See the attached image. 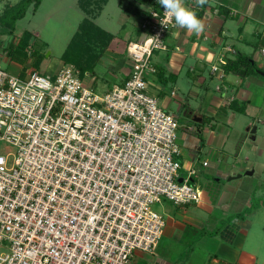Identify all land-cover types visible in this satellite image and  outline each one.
<instances>
[{
	"label": "built area",
	"instance_id": "obj_1",
	"mask_svg": "<svg viewBox=\"0 0 264 264\" xmlns=\"http://www.w3.org/2000/svg\"><path fill=\"white\" fill-rule=\"evenodd\" d=\"M173 27L155 0L126 45V81L103 95L72 66L25 78L0 67V264H131L163 236L153 205L201 201L195 170L180 174L178 121L147 91Z\"/></svg>",
	"mask_w": 264,
	"mask_h": 264
},
{
	"label": "crops",
	"instance_id": "obj_2",
	"mask_svg": "<svg viewBox=\"0 0 264 264\" xmlns=\"http://www.w3.org/2000/svg\"><path fill=\"white\" fill-rule=\"evenodd\" d=\"M189 1L185 0L186 6L194 9L197 15L201 12L198 18L204 23V31L200 35H196L188 32L187 29L177 26L169 31L165 41L166 49L157 51L152 56L151 62L156 72L146 75L147 91L148 88H151V91L156 95L155 98L161 104L160 107L169 114L172 112L171 114L175 115L176 118H174L179 124L178 133L183 127H186L189 133H194L196 130L197 134L200 135L198 139L204 142V144H201L209 147L210 152L213 154L212 161L217 164L219 155L225 151L229 152V146H231L228 141L231 132L228 130V132L221 131L220 127H218L219 114L227 117L230 112V122L233 123L234 115L232 113L248 117L251 116L249 114L250 110L257 112L259 105L257 86L259 80L256 76L260 71L255 69L252 59L251 65L254 66V69L244 76L224 72L223 77L220 78L219 74H212L211 67L219 65L221 57L226 61L235 60L239 56L251 58L240 46L244 44L245 46H243L246 50L249 48L251 42L247 38L248 36L256 37L260 40L264 37V29H262V32L259 29V31H256L253 25L258 22L249 17V14L256 10H258L259 15L264 16V0H208L203 10L195 4L189 3ZM17 2L1 0L0 14L2 12L1 8L5 5H15ZM106 4L97 14L94 20L95 24V21L101 17ZM143 7L146 8L142 9L141 5L138 7L142 12L139 18L134 21L133 29L126 32L129 34L125 38L124 52L128 42L135 41L141 36L139 24L151 8ZM231 19L236 20L237 33H224L228 32L225 29V24ZM96 26L98 25L96 24ZM125 26V24H121V31L125 29ZM100 29L110 34L113 33L111 30ZM0 33L11 35L19 32L16 30V25L15 29L11 31L0 24ZM25 33L38 32L33 30ZM111 35L113 39L101 58H105V62L110 65L111 72L115 75L113 77L117 79L114 86H120L126 81L131 65H127L121 59L122 43L117 41L113 34ZM233 39L236 42H241L242 45L238 44L236 46ZM259 45L264 46L262 43ZM8 63L12 69L8 72L11 74L21 78H25L29 74L27 70L11 65L9 60L7 65ZM206 71L209 74V78H218V83L215 86L212 87L210 82L207 83V78L204 75ZM227 78L231 79L226 80ZM189 79L193 81L189 82ZM185 83H191L192 88L190 91L192 89L197 90L196 87L205 90V112L202 111L203 106H199L200 104L197 107H192L187 98H180L174 92L178 86L180 87ZM209 87L212 92H208ZM168 93L181 104L174 112L171 110L175 102L171 100ZM193 94L197 95L194 92ZM180 117L186 120L184 124H180ZM191 123H194V125ZM246 123L248 125L243 127L245 130L239 132L236 149L237 153H239L237 156L242 151L241 149L252 151V145H246L248 138L252 142L256 141L258 127L253 126V123L249 124L248 121ZM254 127L256 132L252 134L251 131ZM188 142L190 143L188 145L191 151L185 154L180 150L182 154L180 152L178 156L181 163V171L184 172L196 171L193 168L194 160H196L195 152L193 151L201 149L199 144L193 146V142ZM231 147L233 148V145ZM183 154L185 159L181 161ZM204 163L206 161L203 162V169L208 168V164L204 166ZM218 166L220 165L217 164ZM217 167H212L210 170L214 171ZM247 167L245 166V169ZM196 172L194 175H196ZM251 172V175L248 174L249 172L246 175L252 176L253 171ZM224 174L225 170H222L219 176L224 177ZM219 176L213 179L216 187H213L209 192L207 190L201 191V201L197 204L176 206L169 202L164 203L162 216L165 220V228L155 253L152 255L140 252L134 253L131 264H255L257 262L258 248H256V244L252 240L253 221L257 219L259 210L254 209L253 212L249 210L252 207L250 198H252L253 192L248 190V193H244L243 190L241 191V187L233 185L232 182L242 178V175L234 176L225 181ZM227 177L229 175L225 176V178ZM196 186L199 187L198 185ZM181 254L183 255L182 258H184L183 261L179 259Z\"/></svg>",
	"mask_w": 264,
	"mask_h": 264
},
{
	"label": "rangeland",
	"instance_id": "obj_3",
	"mask_svg": "<svg viewBox=\"0 0 264 264\" xmlns=\"http://www.w3.org/2000/svg\"><path fill=\"white\" fill-rule=\"evenodd\" d=\"M11 1L15 3L18 0ZM118 2L119 0H109L101 14V17L95 22L100 28L107 31L111 30V32H113L111 34L116 37L117 41L122 43L121 48H123V51L120 53L121 59L127 65H131L132 60L129 58L127 51L125 50L124 52V42H126L125 38L129 34L126 32L133 29V24L134 21L137 20V15L130 12L128 7L132 8L134 5L140 7V5H138L134 0H122L120 8L118 6ZM141 8L145 9L146 7L141 6ZM1 10H3V8H1ZM249 15V17H252V19L258 22L254 23L253 28H255L256 31L261 30L262 32V29H264V16L259 15L258 10ZM84 17L85 15L78 7L77 0H43L35 13H33L31 8H29L25 17L19 20L16 24V30L19 33H12L11 35L8 33H0V35H2L0 37V67L4 70L11 71L12 69L9 66V63L7 65V61L9 60L11 65L21 67L29 73L37 72L41 75L56 74V72L64 65L62 61L64 52L74 37L75 30L77 31L76 28H78V23L80 24V21ZM121 24L126 25L123 31H121ZM225 29L228 32L224 33H237L236 20H228L225 24ZM33 30L38 33H25L26 31L32 32ZM247 38L251 42V45H249L247 50L244 48L245 45L243 44V46L241 42H236L234 39L233 41L236 46H238V44L242 45L240 47H242V49L245 50V52H247V54L251 57L250 59L253 60L255 69L264 74V56L260 54V48L264 46L259 45L260 43L264 45V37H262V40L257 39L256 37L252 38L250 36ZM19 45L26 47L20 48ZM65 66L74 67L73 65ZM204 75L207 78V83L210 82L212 87L218 83V78H214L215 80L209 78L207 71ZM113 76L115 75L111 72L110 65L105 62V58H100L93 72L85 73L83 77L79 75V79L85 86L92 89L96 94L103 95L107 92V90H111L117 82V79ZM256 77L259 80L258 86L256 85L259 92V105L257 104V112L250 110L249 114H251V116L248 117H242L240 115H236V113H232V115H234L233 123L230 122V112L227 117L223 114H219L218 127H220L221 131L226 132L228 130L231 132L228 141L230 145H233V148H235L233 150V148L229 146V152L225 151L220 154L221 156L219 155V161L216 162L220 165L218 166L219 168L217 167V164H214L212 161L213 154L210 152L209 147L207 145L204 146V142L198 139V136L200 135L197 134L196 130L194 133H189L186 130V127H183L179 133L177 131V144L180 146V150H182L185 154H187L188 151H191L189 146L190 143L188 141L193 142V146L195 144L196 146L198 144L201 146L200 150L193 151L196 156L193 168L196 169L197 172L195 171L196 175L192 176L194 181L193 184L195 183L198 185L201 191L207 190L209 192L213 187H216L213 179L214 177L216 178V176L218 177L220 175V171L222 172V170H225L224 177H219H221L224 181L229 178H233L234 176L242 175V178L236 179L232 183L233 185L241 187V191L243 190L244 193L248 190H252L253 192V195L251 196L252 198H250V204L252 203V207L249 210L251 212H253L254 209L259 210V213H257V219L254 217L256 220L253 221L254 231L252 240L256 244V248H258L257 262H255V264H264V75L258 74ZM230 79L231 78H227L226 80ZM188 81L192 82L193 80L190 81L189 79ZM164 88H166V86H164ZM191 88V83H185L180 87L178 86L174 92L177 93L180 98H187L192 107H197L200 104L199 106H203L202 111L205 112V90L196 87L197 90L192 89V91H190ZM210 89L211 88L209 87L208 92H212ZM168 90L170 91L171 89ZM193 92L197 93V95H194ZM148 93L151 96H156L155 93L151 91V88H148ZM168 94L170 96V93ZM170 97L171 100L175 102L171 110L174 112L181 104L177 100H174L172 96ZM160 105L161 104H159V106ZM171 113L170 115L175 117V115ZM246 120L249 124L253 123V126L258 127L256 141L252 142L248 138L246 140V145H252V151L249 149H241L242 151L237 156L239 153L236 151L238 144L237 140L239 139V132H243L245 130L243 127L248 125ZM179 121L180 124H184L186 122V120L182 117L179 118ZM191 124L194 125V123ZM2 146L3 148L7 147L5 144H2ZM255 149L257 150L255 151ZM182 151H180L181 154ZM184 159L183 154L181 161H184ZM177 160L180 163L179 158ZM204 161H206V166L208 164V168L203 169L202 166ZM215 166L217 167V171L210 170L212 167L215 168ZM245 166H248L247 169H245ZM251 171H253V175L247 176L246 173ZM180 174L185 177L189 174V171L184 172L180 170ZM226 175H229V177L225 178ZM164 203H168V201H162L159 204H155L152 206V209L162 215V206ZM182 257L183 255L181 254L179 258L181 261L184 260Z\"/></svg>",
	"mask_w": 264,
	"mask_h": 264
},
{
	"label": "trees",
	"instance_id": "obj_4",
	"mask_svg": "<svg viewBox=\"0 0 264 264\" xmlns=\"http://www.w3.org/2000/svg\"><path fill=\"white\" fill-rule=\"evenodd\" d=\"M134 1L141 6L155 7V0ZM41 2L42 0H19L15 5H5L0 14V24L13 31L16 22L25 17L28 9L31 8L33 13L36 12ZM107 2L108 0H78V7L85 17L80 22L74 37L68 44L62 61L64 65H73L82 77L85 73L93 72L97 62L113 39L110 33L100 29L94 23L97 14ZM118 4L121 7L122 0H119ZM205 6L206 4L201 9L203 10ZM128 10L137 15L136 19L139 18L142 12L135 5L132 8L128 7ZM200 15L201 12L197 16ZM25 47L20 46V48ZM251 62L252 60L249 57L239 56L235 60H225L222 68L224 72L244 76L254 69Z\"/></svg>",
	"mask_w": 264,
	"mask_h": 264
},
{
	"label": "clouds",
	"instance_id": "obj_5",
	"mask_svg": "<svg viewBox=\"0 0 264 264\" xmlns=\"http://www.w3.org/2000/svg\"><path fill=\"white\" fill-rule=\"evenodd\" d=\"M164 9L168 19H174L175 26L187 29L188 32L200 35L204 31V23L198 18L194 9L185 5L184 0H157ZM208 0H195L197 7L202 8Z\"/></svg>",
	"mask_w": 264,
	"mask_h": 264
},
{
	"label": "water",
	"instance_id": "obj_6",
	"mask_svg": "<svg viewBox=\"0 0 264 264\" xmlns=\"http://www.w3.org/2000/svg\"><path fill=\"white\" fill-rule=\"evenodd\" d=\"M258 74H259V75H264V74H262L261 72H258ZM255 132H256V128L254 127V128L252 129L251 133L254 134ZM248 174L251 175L252 172H249ZM179 182H181V180H179Z\"/></svg>",
	"mask_w": 264,
	"mask_h": 264
}]
</instances>
